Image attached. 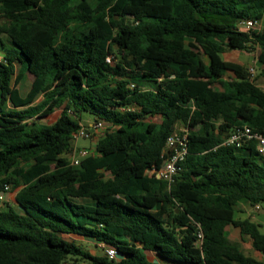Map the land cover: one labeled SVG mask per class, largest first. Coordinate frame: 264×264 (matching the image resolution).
<instances>
[{
  "label": "trees",
  "instance_id": "trees-1",
  "mask_svg": "<svg viewBox=\"0 0 264 264\" xmlns=\"http://www.w3.org/2000/svg\"><path fill=\"white\" fill-rule=\"evenodd\" d=\"M263 18L264 0H1L0 264H264L226 233L264 257L260 224L235 218L264 207V155L223 145L243 126L264 134V90L222 57L259 50L264 76V28L238 26ZM83 112L112 129L72 165ZM180 126L189 153L169 184L147 170Z\"/></svg>",
  "mask_w": 264,
  "mask_h": 264
},
{
  "label": "built area",
  "instance_id": "built-area-1",
  "mask_svg": "<svg viewBox=\"0 0 264 264\" xmlns=\"http://www.w3.org/2000/svg\"><path fill=\"white\" fill-rule=\"evenodd\" d=\"M239 29L245 32L252 30H261L263 29L262 21L256 20H243L239 24ZM108 63H112V57L107 58ZM256 63V62H255ZM249 73L254 79L256 75V70L254 66L249 67ZM104 127L103 122H98L94 125L93 129L95 131L101 130ZM90 130L86 126H82L80 130L75 134L74 138L77 141L79 138H89ZM188 134L189 130L185 127L177 129L172 135L167 139L165 146V155L166 159L164 161L163 167L161 169H149L147 174L149 176H156L158 179L167 181L169 184L175 182L176 177L182 171V165L186 160V157L189 153L188 145ZM249 142H255L257 146V151L264 155V134L254 131L248 126H243L241 128L234 129L230 135H228L223 145L225 146H235L237 148H242L245 144ZM90 152L87 149H75L70 156V163L72 165H79L81 160L89 156ZM9 188L6 187V190ZM2 198V197H1ZM261 207L256 206L255 209L259 210ZM202 237V235H199ZM105 252V255L110 259L117 258V252L114 248H108L104 245H100Z\"/></svg>",
  "mask_w": 264,
  "mask_h": 264
},
{
  "label": "rangeland",
  "instance_id": "rangeland-1",
  "mask_svg": "<svg viewBox=\"0 0 264 264\" xmlns=\"http://www.w3.org/2000/svg\"><path fill=\"white\" fill-rule=\"evenodd\" d=\"M262 25L264 28V22L262 23ZM80 29H82V28H80ZM80 32L81 31H79V33ZM4 43H5L6 48L11 47V44L7 40H4ZM0 48H1V46H0ZM258 54H259V50H255L251 53L242 52V51L227 50V52H225V54H223L222 57L228 61L239 62L246 67L254 66L255 70H256V75L254 77V80H255L256 84L264 90V76L261 75L260 65L257 62ZM0 56H3V53L1 51H0ZM32 81H33V79H32V77H30L26 83L21 85L20 88H21L22 94L25 95L28 92ZM60 112H61V110H57V112L54 115L45 119V122H48V123L53 122L55 120V118L60 115ZM80 116H81V124L84 126H88V125H90L91 122L95 121L94 116L89 114V113L83 112V113H81ZM155 121H160V118H156ZM90 139H94V137H91L89 139L88 138H79L75 143L76 148L77 149H82V148L84 149L85 148L88 150H93L94 147L92 146ZM12 200H14V195L10 194V201H12ZM235 218H242V219L249 218V219H251L253 222L260 224L261 232L264 233V207H261L259 210H257L248 204L240 205L237 209H235ZM227 235L229 236V239L231 241L239 243L240 246L242 247L243 251L247 255H250L254 258L262 259L264 261V257L261 254H257L256 251L253 249L252 242L248 237L242 238L241 235L238 233V231H235L233 227L228 228ZM73 239L77 244H79L85 250H88V251H91V250L96 251L97 250L96 246L93 243L83 241L82 237L77 236V237H74ZM67 241H70V240L67 239Z\"/></svg>",
  "mask_w": 264,
  "mask_h": 264
},
{
  "label": "crops",
  "instance_id": "crops-1",
  "mask_svg": "<svg viewBox=\"0 0 264 264\" xmlns=\"http://www.w3.org/2000/svg\"><path fill=\"white\" fill-rule=\"evenodd\" d=\"M264 22V18H263V20H262V23ZM2 39H4L5 40V37L4 36H2ZM1 51V50H0ZM2 52V51H1ZM3 53V52H2ZM4 54V53H3ZM3 58V56H0V60ZM26 83V82H25ZM21 89V88H20ZM41 98V97H40ZM40 98H38V100L37 101H39L40 100ZM57 112V111H56ZM55 112V113H56ZM54 113V114H55ZM53 114V115H54ZM52 116V115H51ZM50 117V116H49ZM59 117V116H58ZM58 117H56L55 118V120L58 118ZM156 118H160V121H155V119ZM54 120V121H55ZM53 121V122H54ZM148 121H153V122H156V123H161L162 122V118L160 117V116H156V117H154V118H149L148 119ZM43 122H45V120H43ZM45 123H48V122H45ZM50 123H52V122H50ZM49 123V124H50ZM96 123H95V121H93V122H91L90 123V125H88V126H86L89 130H90V136H89V138H91V137H94V139H90L91 140V143H92V146L94 147V149L93 150H89V152L90 153H95V144H96V142H97V140L107 131V130H109V129H112V126L110 125V124H107V123H104V127H103V129H101V130H98V131H95L94 129H93V127H94V125H95ZM181 128H183V126H180V127H178V129H181ZM88 138V139H89ZM75 149H77L76 148V146H75ZM74 149V150H75ZM88 150V149H87ZM73 152H71V153H69V154H66L65 155V157L70 161V156H71V154H72ZM7 200L8 201H10V195L8 196V198H7ZM241 205H244V204H241ZM238 219H242V218H238ZM246 219V218H245ZM229 227H231V226H229ZM229 227H227L226 228V233L228 232V228ZM234 230L235 231H238L237 229H235L234 228ZM238 233L240 234V232L238 231ZM228 236V235H227ZM63 237L64 238H66V239H69L70 241H74V237H77L76 235H63ZM228 238H229V236H228ZM82 240L83 241H87V242H90V243H93L95 246H96V248H97V250L96 251H94V250H91L90 252L93 254V255H96V256H105V252H104V249L100 246V244H98V243H96L95 241H93V240H91V239H88V238H83L82 237ZM233 242V241H232ZM237 243V242H236ZM239 244V243H238ZM79 245V244H78ZM242 248V247H241ZM243 250V249H242ZM99 251V252H98ZM256 253L257 254H260L259 252H257L256 251ZM148 256H149V258L152 260V261H155V262H157V261H159V259L156 257V255L154 254V253H152V252H148ZM256 259H259V258H256ZM259 260H262V259H259Z\"/></svg>",
  "mask_w": 264,
  "mask_h": 264
},
{
  "label": "water",
  "instance_id": "water-1",
  "mask_svg": "<svg viewBox=\"0 0 264 264\" xmlns=\"http://www.w3.org/2000/svg\"><path fill=\"white\" fill-rule=\"evenodd\" d=\"M4 194L2 193L1 196H3Z\"/></svg>",
  "mask_w": 264,
  "mask_h": 264
}]
</instances>
